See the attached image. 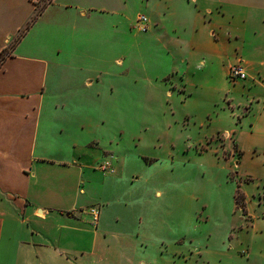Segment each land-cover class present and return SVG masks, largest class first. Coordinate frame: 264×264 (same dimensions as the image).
Returning a JSON list of instances; mask_svg holds the SVG:
<instances>
[{
	"label": "crops",
	"instance_id": "0c3cea01",
	"mask_svg": "<svg viewBox=\"0 0 264 264\" xmlns=\"http://www.w3.org/2000/svg\"><path fill=\"white\" fill-rule=\"evenodd\" d=\"M137 3L148 9L144 31L173 61L151 86L193 89L192 70L225 87L229 109L205 113L201 126L213 124L211 141L239 158L237 168L247 165L246 179L264 181V0H0V264H134L109 256L108 219L118 215L106 189L111 176L97 167L109 159L116 172L120 137L109 130L112 121L121 129L123 105L105 99L111 72L59 61L93 59L94 43L111 40L99 29L106 16L119 26ZM67 12L74 31L64 42ZM53 38L52 52L26 45ZM237 63L247 73L239 87L229 77Z\"/></svg>",
	"mask_w": 264,
	"mask_h": 264
},
{
	"label": "rangeland",
	"instance_id": "374dc122",
	"mask_svg": "<svg viewBox=\"0 0 264 264\" xmlns=\"http://www.w3.org/2000/svg\"><path fill=\"white\" fill-rule=\"evenodd\" d=\"M71 13L61 15L64 42L74 31ZM138 15L148 16L139 3L119 26L107 15V26L99 29L111 40L94 43L93 59L58 60L66 67L84 62L88 70L109 69L105 99L123 105L121 129L112 121L109 130L120 137L114 145L116 172L107 174V193L120 217L108 219L109 256L123 261L125 254L134 264H264V181L246 179L240 170L247 165L237 168L239 158L231 161L211 141L213 124L201 126L205 113L213 117L229 109L231 95L192 70L188 76L198 79L193 89L151 86L171 72L173 61L161 43L140 31ZM58 44L54 38L26 41L46 52ZM231 80L239 87L236 82L246 79ZM236 194L242 201L237 205ZM116 232L122 233V245Z\"/></svg>",
	"mask_w": 264,
	"mask_h": 264
},
{
	"label": "built area",
	"instance_id": "2783aa9c",
	"mask_svg": "<svg viewBox=\"0 0 264 264\" xmlns=\"http://www.w3.org/2000/svg\"><path fill=\"white\" fill-rule=\"evenodd\" d=\"M147 17L145 15L138 16V27L141 30H146L148 28L147 25ZM229 77L232 79H245L247 77L246 70L241 64H233L229 70ZM228 136V133L226 134ZM98 169L102 170L105 173H114L115 169L112 166V163L109 159H104L97 165ZM91 213L93 215L94 223H97L99 218V210L97 207H93L91 209Z\"/></svg>",
	"mask_w": 264,
	"mask_h": 264
},
{
	"label": "trees",
	"instance_id": "16d2710c",
	"mask_svg": "<svg viewBox=\"0 0 264 264\" xmlns=\"http://www.w3.org/2000/svg\"><path fill=\"white\" fill-rule=\"evenodd\" d=\"M23 31H24V30H22L21 33H23ZM19 37H20V35H18V37L15 39V42L12 43L13 45L16 43V41L19 39ZM3 59H4V56H3V55H0V66H1V63H2ZM239 195H240V194H236V196H235V201H236L237 204L242 203V201L239 200Z\"/></svg>",
	"mask_w": 264,
	"mask_h": 264
}]
</instances>
